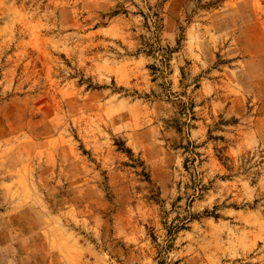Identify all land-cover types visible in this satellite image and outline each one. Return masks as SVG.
I'll use <instances>...</instances> for the list:
<instances>
[{
  "label": "rangeland",
  "instance_id": "374dc122",
  "mask_svg": "<svg viewBox=\"0 0 264 264\" xmlns=\"http://www.w3.org/2000/svg\"><path fill=\"white\" fill-rule=\"evenodd\" d=\"M0 264H264V0H0Z\"/></svg>",
  "mask_w": 264,
  "mask_h": 264
},
{
  "label": "crops",
  "instance_id": "0c3cea01",
  "mask_svg": "<svg viewBox=\"0 0 264 264\" xmlns=\"http://www.w3.org/2000/svg\"><path fill=\"white\" fill-rule=\"evenodd\" d=\"M217 82L213 79H207L202 85L198 88V96L202 99H209V107L214 109L217 112V109L221 112L227 113L233 105L239 103L240 98L231 96L228 91L227 93H221L219 88L217 87ZM196 131L197 128H195Z\"/></svg>",
  "mask_w": 264,
  "mask_h": 264
}]
</instances>
